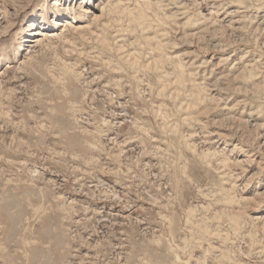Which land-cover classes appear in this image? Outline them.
I'll return each instance as SVG.
<instances>
[{"label": "rangeland", "instance_id": "obj_1", "mask_svg": "<svg viewBox=\"0 0 264 264\" xmlns=\"http://www.w3.org/2000/svg\"><path fill=\"white\" fill-rule=\"evenodd\" d=\"M0 75V264H264V0H0Z\"/></svg>", "mask_w": 264, "mask_h": 264}, {"label": "bare ground", "instance_id": "obj_2", "mask_svg": "<svg viewBox=\"0 0 264 264\" xmlns=\"http://www.w3.org/2000/svg\"><path fill=\"white\" fill-rule=\"evenodd\" d=\"M90 11L87 9V12L86 13H89ZM234 21V20H233ZM39 40H33V43L31 44V46L33 47L35 44H37ZM124 62V61H123ZM1 76V75H0ZM189 262V261H188Z\"/></svg>", "mask_w": 264, "mask_h": 264}]
</instances>
